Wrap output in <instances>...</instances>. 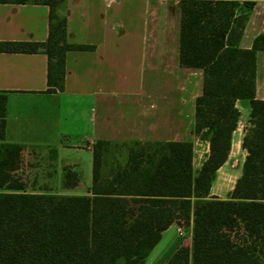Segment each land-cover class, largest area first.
Segmentation results:
<instances>
[{"label": "trees", "instance_id": "trees-1", "mask_svg": "<svg viewBox=\"0 0 264 264\" xmlns=\"http://www.w3.org/2000/svg\"><path fill=\"white\" fill-rule=\"evenodd\" d=\"M66 0H0L50 8L44 43L0 42V52L48 56V93L65 88L66 54L93 47L68 42ZM180 65L204 71L197 99L196 133L209 131L210 151L201 171L193 169L194 145L174 142L146 163L103 176L100 145L94 149L93 184L86 196L26 193L10 169L4 143L5 97L0 98V264H140L172 224L193 220V249H179L168 264H264V101L256 98L257 54L240 40L253 0H181ZM250 105L242 140V175L226 200L212 197L216 172L227 162L241 113ZM67 169L65 186L79 185Z\"/></svg>", "mask_w": 264, "mask_h": 264}, {"label": "crops", "instance_id": "crops-1", "mask_svg": "<svg viewBox=\"0 0 264 264\" xmlns=\"http://www.w3.org/2000/svg\"><path fill=\"white\" fill-rule=\"evenodd\" d=\"M253 1L242 49H251L264 37V0ZM181 6V0H66L68 42L93 49L66 54L62 92H47L46 54L0 52L4 143L24 148L33 162L49 161L62 190L45 195H89L98 144L101 167L109 147H127L121 169L130 165L132 156L146 163L150 155L157 160L171 143L190 142L194 173L201 171L210 151L209 131L196 133L204 71L180 65ZM49 17L45 4L0 3V42H46ZM256 98L264 101V51L257 54ZM236 107L241 117L230 155L216 172L210 193L222 200L232 194L247 155L242 148L246 130L239 132L249 120L250 105L237 101ZM242 150L245 158L234 169L230 162ZM42 166L36 164L35 170ZM67 169L78 173L77 187L65 186ZM230 173L237 175L229 184ZM181 248L192 252L193 220L189 226L174 223L164 230L140 264H168Z\"/></svg>", "mask_w": 264, "mask_h": 264}, {"label": "rangeland", "instance_id": "rangeland-1", "mask_svg": "<svg viewBox=\"0 0 264 264\" xmlns=\"http://www.w3.org/2000/svg\"><path fill=\"white\" fill-rule=\"evenodd\" d=\"M1 97L2 95H0V98ZM244 124H246V126L242 125L243 127H241L239 133H243L245 130L247 131L249 127V120L247 119ZM5 152H7L12 159L9 167L10 169H15L13 175H15V177L24 184L26 193L33 194L41 192L45 195L44 193H55L62 190L59 174L56 173L54 168L49 167V161L41 162L43 165L42 168L36 171L35 165H40L41 163H37L35 161L33 162L29 157L30 154L27 153L24 148L17 150L9 148L6 149ZM125 153H127V147L125 146L109 147V150L106 152V154H108L106 157L108 158L104 161V164L100 168V173H102L103 176H107L112 173V171L117 172L120 166L124 165ZM111 157L113 159H111ZM244 158L245 153L242 150L239 155L231 160L230 166L234 169L238 168ZM236 175L237 173H230L231 177L228 178L229 184L231 183L233 176Z\"/></svg>", "mask_w": 264, "mask_h": 264}]
</instances>
